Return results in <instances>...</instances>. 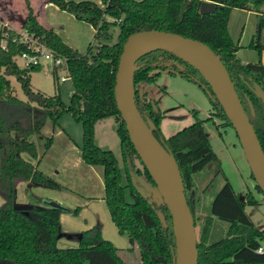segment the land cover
<instances>
[{
  "label": "trees",
  "instance_id": "obj_1",
  "mask_svg": "<svg viewBox=\"0 0 264 264\" xmlns=\"http://www.w3.org/2000/svg\"><path fill=\"white\" fill-rule=\"evenodd\" d=\"M23 1L27 13L22 26L66 57L72 91L65 102L59 93L47 95L33 90L30 73L40 67L18 66L14 56L24 46L12 43L13 33L10 32L7 48H0V196L3 199L0 204V264H128L119 248L102 236L99 223L78 232L64 231L59 221L62 209L42 202L40 197L38 204L42 206L25 211L13 207L17 185L22 181L58 186L22 153L35 156L36 147L30 135L39 132L47 118L58 123L64 112L71 113L81 123L79 147L84 161L103 166L104 199L118 231L128 237L130 246L127 249L136 245L142 264H171L174 246L171 215L129 139L114 97L115 74L123 45L130 34L149 30L175 33L207 44L226 67L264 150V104L252 89L254 83L264 89V65L261 62L242 63L236 56L238 45L227 29L233 8L256 12V37L249 48L261 52L264 49V0H226L203 14L199 12L202 0H103V7L91 0H48L93 27L94 39L99 45L94 50L90 46L85 53L68 46L52 28L42 26L30 0ZM113 24L118 26L116 42L108 44ZM160 56L162 59L158 61ZM177 64L184 69H176ZM136 65L139 66L134 72L136 105L144 117L152 119L153 134L175 157L186 193L192 186V174L216 159L202 120L164 136L160 129L162 112L155 108V102L145 91H138L137 86L153 82L159 73L155 70H167L193 80L200 87H209L193 67L166 51L149 52L141 56ZM10 76L19 82L26 99L14 93ZM209 100L223 124L232 125L217 98L209 97ZM248 100L253 104L254 114ZM108 116H113L117 122L121 164L111 149L95 141L96 121ZM45 144H50V137H46ZM136 158L142 166L136 164ZM141 175L155 186L154 191L140 180ZM256 187L261 191L258 184ZM186 198L195 224L193 197L186 193ZM255 202L251 194L239 197L228 181L223 183L199 231L197 264H264V252L256 251L260 239L264 238V225H254L244 213L245 204ZM213 216L228 220L230 226L226 236L209 243ZM61 237L73 239L76 244L58 245Z\"/></svg>",
  "mask_w": 264,
  "mask_h": 264
},
{
  "label": "rangeland",
  "instance_id": "obj_2",
  "mask_svg": "<svg viewBox=\"0 0 264 264\" xmlns=\"http://www.w3.org/2000/svg\"><path fill=\"white\" fill-rule=\"evenodd\" d=\"M91 1L102 6L103 0ZM13 2L17 5L16 0ZM21 3L23 7V0ZM237 9H232L230 12L228 20L230 29L234 35L240 34L243 29V42L245 41L247 46L256 37L258 15L251 11L253 15L247 18L245 11L240 12ZM19 10L21 11V6ZM44 13L47 22L58 31L68 46L85 53L90 46L94 50L99 45V42L94 39L93 27L85 21L78 20L72 14L52 5L48 6ZM108 20L111 21L110 18ZM12 27L17 28L18 26L13 25ZM110 32L112 37L106 43L113 44L116 42L118 26L111 25ZM243 53L252 52L246 48ZM257 60L260 62L259 59ZM16 63L19 67L23 66L19 58L16 59ZM39 67V70L30 73L32 89L42 91L47 95L59 93L61 98L67 102L72 91L71 82L69 79L63 82L58 79L60 76L67 75L65 68L51 70L49 67L47 69L43 66ZM154 72L159 73L153 82L140 84L137 88L141 93L145 91L162 112L163 117L160 124L162 134L168 136L185 125L202 120L216 154V159L192 174V186L186 192L188 196L193 197L197 238L204 217L210 212L211 201L225 181L230 183L239 197L246 198L248 194H251L252 198H255V203L245 204L244 213L254 225H264V194L256 187V181L251 175L248 161L234 127L224 125L222 120L216 116L207 93L196 82L179 73H170L167 70H155ZM8 78L14 93L19 98L26 99L15 77ZM96 122L94 127L96 143L103 148L111 149L121 164L116 120L113 116H108ZM47 136L50 137L49 145L45 144ZM30 139L35 144L36 155L32 156L23 152V156L37 165L58 186L22 181L16 188L17 199L24 194V197L27 196L36 201L39 200L38 197L42 202L48 197L60 202L70 209L59 213L62 230L78 232L99 223L102 236L119 248L120 255L128 264H142L137 246L127 249L130 246L127 235L118 231L110 216L104 199L103 166L87 163L82 158L79 147L82 140L81 123L76 121L71 113L64 112L56 124L51 118H47L41 130L33 132ZM135 162L142 166L137 158ZM139 178L147 187L155 190V186L153 187L144 175ZM2 201L0 196V204ZM229 226L228 220L213 216L208 242L226 236ZM259 243L264 247V238L260 239ZM75 244L76 241L73 239L66 237L58 239V245L61 246Z\"/></svg>",
  "mask_w": 264,
  "mask_h": 264
},
{
  "label": "water",
  "instance_id": "obj_3",
  "mask_svg": "<svg viewBox=\"0 0 264 264\" xmlns=\"http://www.w3.org/2000/svg\"><path fill=\"white\" fill-rule=\"evenodd\" d=\"M226 0H202L199 5L201 14L208 13ZM162 50L173 54L193 67L207 84L202 85L211 98H217L226 116L234 127L251 173L264 194V150L250 121L242 101L235 89L230 75L219 56L205 43L179 34L160 30L141 31L130 34L126 39L115 74L114 97L117 108L125 123L130 141L138 156L155 182L171 215L174 246L171 264H197V235L194 218L187 203L185 187L178 163L172 152L153 134L154 122L144 117L135 102L134 72L139 68L136 61L143 55ZM162 57L158 58L160 61ZM182 71L184 67L176 65ZM253 91L264 104V89L254 83ZM251 113L254 107L248 100ZM157 108V107H155ZM44 203L59 207L66 206L54 199ZM42 204L15 200V209L27 210Z\"/></svg>",
  "mask_w": 264,
  "mask_h": 264
},
{
  "label": "built area",
  "instance_id": "obj_4",
  "mask_svg": "<svg viewBox=\"0 0 264 264\" xmlns=\"http://www.w3.org/2000/svg\"><path fill=\"white\" fill-rule=\"evenodd\" d=\"M103 7V5H102ZM12 43L24 46V49L14 56V60L21 59L24 67L43 66L44 69L48 67L52 69L65 68L67 73V59L48 47L40 37L30 32L22 25L17 28L12 27L9 23L0 17V48L5 50L8 46V39ZM59 81L63 82L69 79L68 74L58 77ZM257 252H264L262 245L256 248Z\"/></svg>",
  "mask_w": 264,
  "mask_h": 264
},
{
  "label": "crops",
  "instance_id": "obj_5",
  "mask_svg": "<svg viewBox=\"0 0 264 264\" xmlns=\"http://www.w3.org/2000/svg\"><path fill=\"white\" fill-rule=\"evenodd\" d=\"M16 1H17V5L14 4L13 0H0V17L3 18L4 20H6L10 26L11 25L12 26L13 25H17V26L22 25V23L25 19L26 13H27V8H26L25 3H23V7H22L21 0H16ZM30 4H31V7L34 11V14L36 16L37 21L44 27L52 28L60 36L58 31L52 25H50L47 22V20L45 18V13H44V10L50 5H52L56 8H58V7L56 5L50 3L48 0H30ZM19 6H21V11L19 10ZM233 9H235V8H233ZM237 10H239L240 12L245 11L244 13H245L247 18L248 17L250 18V16L253 15V13H252L253 11L251 12L249 10H243V9H237ZM254 13L256 14V12H254ZM227 29H228V33H229L230 37L232 38V40L238 45V50L236 51V56L242 63H249V62L256 63L258 61L257 59H259V61L264 65V49L261 52H257L255 49H251V48L247 47L249 44L246 46L245 41L243 42L244 30L242 29L240 34L236 33L234 35L232 30L230 29L229 21H228ZM246 48H249V50H251L252 53H249V54L243 53L244 50H246ZM99 120H101V119H99ZM160 124H161V122H160ZM37 168H38V166H37ZM32 183H35V182H32ZM46 198L51 199L48 197H46ZM16 200L17 201L19 200L21 202L41 203L39 200L36 201V200H32V199L28 198L27 196L24 197V194H22V196L17 199V191H16ZM66 210L69 211L70 209L68 208ZM263 249H264V247H263Z\"/></svg>",
  "mask_w": 264,
  "mask_h": 264
}]
</instances>
